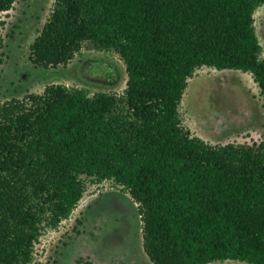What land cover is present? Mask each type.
Returning a JSON list of instances; mask_svg holds the SVG:
<instances>
[{
  "label": "trees",
  "instance_id": "trees-1",
  "mask_svg": "<svg viewBox=\"0 0 264 264\" xmlns=\"http://www.w3.org/2000/svg\"><path fill=\"white\" fill-rule=\"evenodd\" d=\"M15 0H0V14ZM264 0H53L30 44L44 68L84 42L116 50L122 95L49 84L0 103V264H32L45 228L69 217L82 176L138 205L153 264H264V139L212 145L183 128L187 79L202 66L250 73L264 103L253 13Z\"/></svg>",
  "mask_w": 264,
  "mask_h": 264
},
{
  "label": "rangeland",
  "instance_id": "rangeland-1",
  "mask_svg": "<svg viewBox=\"0 0 264 264\" xmlns=\"http://www.w3.org/2000/svg\"><path fill=\"white\" fill-rule=\"evenodd\" d=\"M52 6L53 0H15L11 9L1 12L0 103L42 93L49 84L83 87L89 95L99 91L122 95L126 67L114 49H97L84 42L65 65L44 68L31 62L30 44ZM253 24L263 57L264 4L254 11ZM178 114L183 128L212 145H251L264 139V103L247 72L197 68L187 79ZM82 180L81 199L57 228L42 230L32 264H153L143 248L138 205L128 192L109 179L93 182L82 176Z\"/></svg>",
  "mask_w": 264,
  "mask_h": 264
},
{
  "label": "flooded vegetation",
  "instance_id": "flooded-vegetation-1",
  "mask_svg": "<svg viewBox=\"0 0 264 264\" xmlns=\"http://www.w3.org/2000/svg\"><path fill=\"white\" fill-rule=\"evenodd\" d=\"M109 71H110V70H107V73H108ZM107 73H106V74H107ZM113 76H114V75H113ZM133 227H134V224L132 225V228H133ZM135 228H136V227H135Z\"/></svg>",
  "mask_w": 264,
  "mask_h": 264
}]
</instances>
